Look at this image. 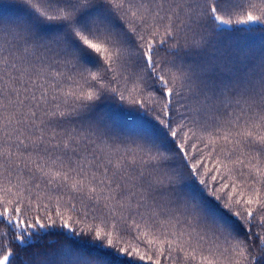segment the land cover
<instances>
[{
    "label": "snow or ice",
    "instance_id": "6c2138e0",
    "mask_svg": "<svg viewBox=\"0 0 264 264\" xmlns=\"http://www.w3.org/2000/svg\"><path fill=\"white\" fill-rule=\"evenodd\" d=\"M0 264H264V0H0Z\"/></svg>",
    "mask_w": 264,
    "mask_h": 264
}]
</instances>
